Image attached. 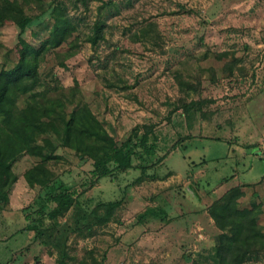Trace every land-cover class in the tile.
<instances>
[{"label":"rangeland","instance_id":"374dc122","mask_svg":"<svg viewBox=\"0 0 264 264\" xmlns=\"http://www.w3.org/2000/svg\"><path fill=\"white\" fill-rule=\"evenodd\" d=\"M39 2L24 6L32 18L23 35L29 44L48 38L49 7L58 6L75 29L45 52L17 105L30 94L60 101L57 122L87 106L118 143L152 125L165 158L144 173L131 169L86 184L78 198L84 207L124 200L107 222L78 230L72 206L46 226L51 236L33 243L34 231H21L24 210L36 209L47 191L27 183L36 158L20 154L11 164L17 180L0 208V263L32 245L14 264H80L91 256L99 264H217L220 231L207 206L236 185L244 206L256 200L254 187L264 195V0ZM94 24L104 32L96 45L87 40ZM17 36L15 24L0 27V67L15 64ZM190 101L201 110L186 114ZM45 137L57 141L48 131L37 143ZM55 144L47 163L52 180L89 183L92 160ZM148 209L154 213L138 221ZM249 264H264V253Z\"/></svg>","mask_w":264,"mask_h":264},{"label":"trees","instance_id":"16d2710c","mask_svg":"<svg viewBox=\"0 0 264 264\" xmlns=\"http://www.w3.org/2000/svg\"><path fill=\"white\" fill-rule=\"evenodd\" d=\"M39 1L0 0V27L13 23L18 28V41L14 47L17 60L11 67H0V208L5 206L8 190L17 180L12 171V162L24 152L35 157L36 162L24 177L31 187L38 185L45 189L47 196L41 199L36 209L24 210L27 223L21 231H34L33 243L51 236V230L46 226L72 206L76 207L74 223L78 230L91 229L93 225L107 222L124 200L100 202L93 209L84 207L78 198L85 191L86 184H89L86 187H90L102 178L114 179L118 173L131 169L144 173L158 166L165 158L164 154L158 155L160 147L153 135L152 125H142L141 133L139 127L134 128L123 142L118 143L87 106L73 108L66 116L58 115L60 122H57L54 115L58 114L56 104L59 107L62 105L60 101H49L30 94L24 98L21 107L17 105L20 95L26 94L29 85L37 79V68L45 52L67 40L75 29L58 6L49 7L54 17L48 38L42 41L40 47L29 44L23 35L32 18L26 14L24 6ZM103 37V28L94 24L87 40L96 45ZM183 107L186 114L201 110L198 101L184 103ZM48 131L55 134L57 144L74 151L80 158L92 160L89 183L83 182L75 187L59 179L52 180L47 163L55 156L57 145L47 137L42 144L37 143L38 137ZM251 195L256 200L244 206L240 202L244 196L243 186L236 185L206 208L220 231L215 241L217 264H249L264 253V225L259 222L264 211V195L255 187ZM53 202L56 205L50 207L49 204ZM99 209H102V213H99ZM154 210L148 209L138 214V221L148 211L154 213ZM31 246L13 253L8 261L0 264H14L18 258L29 254ZM62 254L65 257L64 251ZM80 264L99 263L91 256L90 261L83 259Z\"/></svg>","mask_w":264,"mask_h":264}]
</instances>
